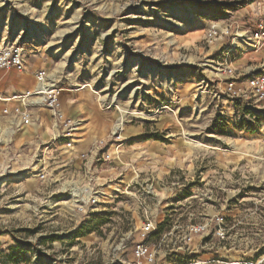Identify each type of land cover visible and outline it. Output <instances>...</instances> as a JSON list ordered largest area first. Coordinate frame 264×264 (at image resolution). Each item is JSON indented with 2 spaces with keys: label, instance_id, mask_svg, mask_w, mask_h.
<instances>
[{
  "label": "rangeland",
  "instance_id": "obj_1",
  "mask_svg": "<svg viewBox=\"0 0 264 264\" xmlns=\"http://www.w3.org/2000/svg\"><path fill=\"white\" fill-rule=\"evenodd\" d=\"M263 22L264 0H0V45L23 40L30 67L84 89L122 136L105 162L44 128L16 150L0 124V264H129L147 220L152 244H184L217 216L226 242L194 241L228 250L219 264H264V106L224 95L228 69L246 74L236 61L256 52L264 66L251 41ZM94 191L114 196L92 211Z\"/></svg>",
  "mask_w": 264,
  "mask_h": 264
},
{
  "label": "built area",
  "instance_id": "obj_2",
  "mask_svg": "<svg viewBox=\"0 0 264 264\" xmlns=\"http://www.w3.org/2000/svg\"><path fill=\"white\" fill-rule=\"evenodd\" d=\"M251 41L253 42V50L260 51L264 48V22L260 23L252 32ZM230 54H232V51L228 54V58ZM26 59L25 43L21 39H18L13 45L0 48V70L2 71L15 70L18 73H25L27 70ZM228 73L231 75V80L226 84L225 96L232 100L244 99V97L251 98L255 100V103L264 106V68L240 75L242 81L234 80L236 71L228 69ZM36 83V90L23 96L7 97L0 93V103L10 104L13 101H19L20 103L13 110L5 108L3 115L15 117L22 125H30L33 122L32 111L34 109H45L49 112L54 129L57 131L54 142H64V147L72 150L75 146L77 134L82 127V122L68 117L63 111L60 101L63 88L56 84L52 87L48 82V73L45 70L37 73ZM108 138V141H98L88 153L81 155V159H86L91 154L93 155L92 158L98 161L100 159L105 162L111 161L114 157L110 154L109 147L121 143L122 136L117 131H112ZM35 177L42 182L47 180V175L43 171L36 174ZM92 195L93 197L87 203V205L95 206L92 211L98 210V207L104 205L103 203H108L114 196L102 191H94ZM80 210L83 211L84 208ZM155 233V222L151 219L147 220L140 230V241L133 248L132 259L129 264L157 263L158 248L151 245V238ZM204 236H210L213 241L216 240L220 244L225 243L227 240L226 218L217 216L207 223L191 225L187 228L183 241L186 244H191L196 237Z\"/></svg>",
  "mask_w": 264,
  "mask_h": 264
},
{
  "label": "crops",
  "instance_id": "obj_3",
  "mask_svg": "<svg viewBox=\"0 0 264 264\" xmlns=\"http://www.w3.org/2000/svg\"><path fill=\"white\" fill-rule=\"evenodd\" d=\"M5 41H7V38L2 42V45L10 46L17 42L16 39L11 44H6ZM254 54H256V52L245 57V59L250 62V65L247 64V66L246 63L243 62L244 59L236 61L233 65L241 66L239 70L246 74L264 68V66L259 65L260 62L258 57ZM26 55L27 70L25 73H18L15 70L9 72L0 70V93L2 95L7 97L23 96L29 92L33 93L36 90L37 83L33 84V80L36 81L37 73L44 69H39L38 66L30 67L31 61H28V54L26 53ZM30 58L31 56H29V59ZM83 90L84 89H66L65 91L63 88L60 97L61 106L66 115L82 122V127L77 134L74 146L79 156L88 153L98 141L105 139L109 133H111L113 124L117 121V118L108 113H100L94 101L90 99ZM19 104V101H13L10 104L0 103V124L4 127V133L7 136L10 137L14 134L16 150H21L22 146L27 149L28 146L25 144L35 143V140L38 139L37 133L40 128H44L42 130V137L47 142L57 136V131L54 128L48 127L44 122V118L39 124L38 117L35 118L34 114L33 122L30 125H22L15 117H6L2 114L5 108L13 110L16 106H19ZM10 130L12 133L8 132ZM0 131H2V129ZM155 235L156 234L152 236V239ZM165 238L167 237L164 236L160 238L159 242L156 244H152L151 242L153 247L158 248L156 264H181L184 259L193 261L195 264H219L220 261H233L228 250L215 247V244L211 243V241L207 243L194 241L193 244H181L177 241L173 242L172 239L165 241ZM242 261L247 260L244 259Z\"/></svg>",
  "mask_w": 264,
  "mask_h": 264
},
{
  "label": "bare ground",
  "instance_id": "obj_4",
  "mask_svg": "<svg viewBox=\"0 0 264 264\" xmlns=\"http://www.w3.org/2000/svg\"><path fill=\"white\" fill-rule=\"evenodd\" d=\"M240 39V38H239ZM235 47L236 48H241V49H243V50H246L247 48H248V42L247 41H244V40H242L241 42H239V43H235ZM52 87H53V85H51ZM123 114H124V112H122ZM122 118H123V116H122ZM243 263V262H242Z\"/></svg>",
  "mask_w": 264,
  "mask_h": 264
}]
</instances>
